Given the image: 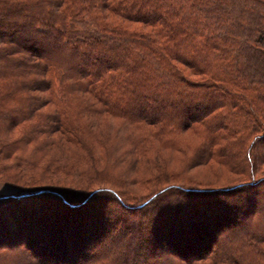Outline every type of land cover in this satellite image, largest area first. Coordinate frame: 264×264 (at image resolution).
Wrapping results in <instances>:
<instances>
[{"label":"trees","instance_id":"obj_1","mask_svg":"<svg viewBox=\"0 0 264 264\" xmlns=\"http://www.w3.org/2000/svg\"><path fill=\"white\" fill-rule=\"evenodd\" d=\"M104 114L140 133L144 190L6 180L0 264H264V0H0V175L23 181L30 143L90 145L79 120ZM188 131L168 168L152 150Z\"/></svg>","mask_w":264,"mask_h":264},{"label":"rangeland","instance_id":"obj_2","mask_svg":"<svg viewBox=\"0 0 264 264\" xmlns=\"http://www.w3.org/2000/svg\"><path fill=\"white\" fill-rule=\"evenodd\" d=\"M80 123L87 124L88 122H97V126L92 128L90 131L83 133L85 136V141L89 140L90 145L87 144L84 147L70 145L68 147L60 146L59 144H53L47 146L45 151L35 150L32 148V144L25 146V155H29L31 151H36L35 154L31 156L33 163L36 164L32 169L25 171L23 181L14 180L10 178L9 175H0V194L13 193L14 189L11 185L6 183L14 182L19 185H28L30 181H35L37 184H43L44 182L48 185H70L76 186V184L84 183L86 176L84 175H96L101 172V177H114L112 179L123 178L127 179L134 178L136 182L134 184H129V188L143 191V181L150 171L148 169L147 162L150 158L145 156H137L133 159V156L128 154H122V150L133 138H138V131L134 130L132 127L123 123L122 120L113 118L109 115H101L97 117L82 118L79 120ZM91 132V133H90ZM19 136L18 129H14L9 133V139H16ZM176 148H161L157 146L156 150L160 153L161 159H164L168 164L167 167L172 169H179L183 165L184 158L192 152L195 140L192 132H187L179 135L177 138ZM40 141V139H38ZM94 140V141H92ZM84 141V142H85ZM38 142V141H37ZM92 142V143H91ZM160 149V150H159ZM123 155V156H122ZM122 156V157H120ZM55 159L57 162L64 163H74L76 165L82 166L84 168H92L96 170H83V175L73 174L74 172H69L66 167H53L51 169L46 168V161L48 159ZM212 167L219 169L218 179H222L226 174L221 177L223 167H218L213 165ZM205 167H196L191 173L195 178L214 180L217 175L204 171ZM12 171L15 172L13 169ZM125 171V172H124ZM94 172V173H93ZM90 177V176H89ZM117 177V178H116ZM88 179V177H87ZM129 183H131L129 181ZM127 187V186H126Z\"/></svg>","mask_w":264,"mask_h":264}]
</instances>
